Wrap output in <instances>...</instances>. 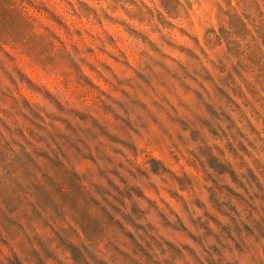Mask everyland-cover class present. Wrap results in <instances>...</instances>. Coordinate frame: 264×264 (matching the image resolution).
<instances>
[{
	"label": "rangeland",
	"instance_id": "1",
	"mask_svg": "<svg viewBox=\"0 0 264 264\" xmlns=\"http://www.w3.org/2000/svg\"><path fill=\"white\" fill-rule=\"evenodd\" d=\"M33 2L34 0H0V38L12 40L13 37L22 35L24 37L23 41L19 43L14 40L13 43L0 41V166H4L12 172L11 176L0 173V225L20 234L17 242L26 244L29 253L31 250L36 251V245L39 246L42 256L34 257V264H38V259H44L45 264H58L54 257L48 255L49 245L54 242L49 236L55 238V233L47 224L55 223L57 227L63 225L65 229L68 228V224L64 220L52 221L55 218L62 219L57 212L62 197H67L68 201L75 200L80 210L76 215L80 216V223L90 238L95 239L102 234L101 224L108 217L102 206L95 203L88 205L85 202L93 199L87 191L93 188L92 182L77 179L62 165H52V169L46 168L45 179L38 177L39 165L32 159V155L28 151H32L43 164L45 161L41 153L46 154V150H50L51 146L56 148L57 141L60 144L65 143L64 137H60L58 134L60 129L68 131V126L71 128L70 123L68 126L64 123L65 120L71 121L77 129L93 127V121H83L79 117H73L67 111H62L47 98L45 92H51L65 105V108L77 107L82 111H90L100 124H108L109 127L115 123V117L107 111L106 102L111 103L109 97H112L127 103L128 98L124 95L127 92L130 97L147 104L150 109L154 107L153 100L163 103L161 97L166 95L172 105L179 108L180 114L186 116L191 122L195 120V116L180 106V98H183L193 106L199 116L212 120L213 125L222 124L230 135L234 136L237 129L231 126V122L226 117L219 122L214 120L206 105L199 101L196 92L184 87L181 82L175 79L173 73H178L183 78V83L190 85L191 89L203 91L200 89V85L187 77L183 69L176 63L179 60L187 64L189 68L192 67L195 62L189 60L186 52H182L179 48L163 47V52L172 57V59L165 60V63L173 69V73H168L161 68H158L157 71L165 73L164 79L178 93V96L172 95L155 78L151 85H148L137 76L136 70L145 71L146 57H144L143 51L146 46L151 48V45H145L141 39L133 38L126 25L114 23L108 18H105L101 23L96 18L97 13L78 11L77 9L81 8L79 3L56 6L57 13L63 17L64 21L63 24H59L38 12L33 6ZM32 17L39 18L45 26L51 28V34L45 33L42 28L36 29L47 39L35 42L29 40L26 34V25L32 22ZM136 26L142 31L146 28L144 24ZM174 36L179 43H184L179 33H175ZM152 39L155 41L156 36L153 35ZM197 47L199 50V46ZM227 47V40L223 41V47L217 41L214 44L215 51L209 47V56L214 59L211 61L206 59V63L212 69L214 80L208 81L203 76L200 77L201 82L208 89L205 98L209 103L215 104L218 110L220 105L227 101V97L221 89L231 91L228 85L223 82L227 72L225 65L221 63ZM152 54L158 55L154 49ZM201 55L203 56V53ZM66 56L85 62L82 64L83 73L95 87L88 85L83 80L77 82L75 69L70 66L68 60L64 59ZM160 58L163 59V57ZM145 74L147 75V72ZM66 80L70 82L67 86L64 83ZM121 80H132L133 83H139L143 85V91L128 83H121ZM232 95L238 101L240 100L234 92ZM197 103H199L198 108L195 107ZM166 107L169 106L166 105ZM169 110L171 111V107ZM173 114L175 115V113ZM55 116L63 117V119H56ZM169 127L173 129L174 135L176 131L182 130V125L179 124H169ZM194 127L201 128L203 135L207 137L209 147L202 148L199 156L193 155L191 151L196 148V145L189 142L186 146L177 140L179 149L172 150L175 155L168 149H165L162 154L155 146L138 141L139 151L136 156L129 153L127 159L122 156L115 157L118 162L123 161L126 168L131 170L121 169L129 184L139 185L143 188L144 198L140 199L139 203L142 208L149 209V211L146 213V219L141 223L148 224L150 222L159 227L161 220L167 222V218L173 224L183 228L184 224L181 223V220L184 223H189L195 216L203 215L206 223L197 226L189 225L192 232H198L200 229L208 231L207 224L210 223L217 232L222 233L221 222L230 220V217H226L225 212L212 198L213 193L221 200L231 197L233 203L241 211L249 209V202L261 205L258 212L249 210L257 218L264 215V200L261 199L264 197V189L254 187L251 195L245 193L248 197V200L245 201L229 192L227 187H238V182L230 172L225 171L223 164L238 172L242 171L243 160L241 157L247 159V153L240 149L235 140L232 141L233 147H229L225 131H221L219 127H217L218 135L201 121H197ZM152 128L157 130L156 125H152ZM72 130L75 132V129ZM94 131L99 137V140L94 143H102L106 146L105 151L109 155H113L112 147H123L102 135L98 128H94ZM190 134L191 130L185 133L186 136ZM92 135L96 138L95 133ZM115 139L118 140V138ZM25 145L28 147V151ZM145 149L151 153V156L145 154ZM234 149L238 150L239 154ZM124 151L128 150L124 149ZM9 153L14 157L10 165L7 164ZM152 157L163 160L169 169L163 182L158 176L151 173L149 161ZM117 166V164L104 160H100L97 164L93 160L82 159L78 168L83 173L88 168L96 171L98 168L107 170ZM153 167H156L155 161H153ZM253 168L256 175L264 181V169L256 168L255 165ZM132 172H135L139 179L133 178ZM142 172L149 173L152 176L151 181L141 176ZM101 175L105 176L95 177V182L106 185L109 183L112 191L102 185L96 186V191L100 195L97 199L103 201V198L106 200L110 196L109 199L113 202H117L116 199H123L129 205L132 204L135 194H133V198L128 195L131 191L130 186L125 185L110 172L108 176L103 172ZM109 179L115 180L118 186ZM121 179L123 178L121 177ZM153 183L157 187H153ZM238 191H243V189L238 188ZM93 194H95L94 191ZM253 196H255L254 200ZM198 201L202 203H197ZM85 209L87 212H84ZM186 209L193 210L191 217L187 214ZM65 211L70 212L71 210L65 208ZM109 211L112 209L109 208ZM88 213L92 216L90 217ZM245 214L247 215V213ZM120 219L134 227L132 221L126 216H117V220ZM14 220H23L29 227L34 224L37 231L44 235L33 233L32 237H28L19 223H13ZM111 230H118L116 222H113ZM172 231V226H168L167 229L161 227V232ZM178 236L179 239L189 241L191 233L188 235L178 234ZM55 242L58 246L63 247L60 254L65 258L67 264V258L71 255V251L74 256L77 254L80 243L78 234L72 229L64 230L56 237ZM68 245H74V247L69 249ZM29 253H22V255ZM176 254L178 255V253ZM0 258L4 260V264H12L16 257L7 245H0ZM72 264L75 262L73 261ZM78 264H87V261L81 257Z\"/></svg>",
	"mask_w": 264,
	"mask_h": 264
},
{
	"label": "clouds",
	"instance_id": "2",
	"mask_svg": "<svg viewBox=\"0 0 264 264\" xmlns=\"http://www.w3.org/2000/svg\"><path fill=\"white\" fill-rule=\"evenodd\" d=\"M69 3L72 5L79 3L81 8L77 10H82L83 13L89 11L97 13L96 18L101 23L105 18H108L114 23L126 25L133 38L141 39L145 45H151V48L146 46L143 51V55L146 57L145 71L136 70L137 76L148 85H151L155 78L172 95L178 96V93L164 79L165 73L157 71L158 68H161L168 73H173V69L165 63V60L172 59V57L163 52V47L179 48L182 52H186L189 60L195 62L192 67L189 68L187 64L179 60L176 63L183 69L187 77L200 85V89L203 91L191 89L190 85L183 83V78L178 73H173L175 79L181 82L184 87L196 92L199 101L206 105L214 120L219 122L226 117L231 122V126L237 129V132L232 136L222 124L213 125L212 120L199 116L193 106L183 98H180V106L195 116V120L191 122L186 116L180 114L179 108L172 105L166 95L161 97L163 103L153 100L154 107L152 109L141 100L130 97L127 92L124 93L128 98L127 103L124 100L109 97L112 102H106L105 107L115 117V123L109 127L108 124H100L90 111H82L77 107L65 108V105L56 96L51 92H45L47 98L62 111H67L73 117H79L83 121H93V127L77 129L71 121L65 120L64 123L67 126L70 123L71 128L68 126V131L63 129L58 131L59 136L64 137L65 143L60 144L57 141L56 148L51 146L50 150H46V154L41 153L45 161L43 164L32 151H28V147L25 145L26 150L32 155V159L39 165L38 177L45 179L46 168L52 169V165H62L77 179L92 182L93 188L87 191L93 199L85 202L88 205L95 203L102 206L108 217L101 224L102 234L95 239L90 238L80 223V216L76 215L80 210L75 200L68 201L67 197H62L57 207L58 216L62 219L55 218L52 221L64 220L68 224V228L65 229L63 225L57 227L55 223L47 224L55 233V238L49 236L54 241L49 245V257H54L58 264H66L65 258L60 254L63 247L58 246L55 239L62 231L72 229L78 234L80 243L75 256L71 251V255L67 258V264H72L73 261L78 264L81 257L87 261V264H193V262L195 264H264V215L257 218L249 210L258 212L261 205L249 202V209L241 211L233 203L231 197L221 200L213 193L212 198L225 212L226 217H230V220L221 222L222 233L217 232L210 223L207 224L208 231L200 229L198 232H192L189 225L197 226L206 223L203 215L195 216L189 223H184L181 220V223L184 224L183 228L173 224L167 218V222L161 220L159 227L150 222L144 224L141 221L146 219L149 209L142 208L139 203V200L144 198L143 188L139 185L129 184L121 169L131 170L126 168L123 161L118 162L115 159L116 156L127 159L129 153L136 156L139 151L138 141L155 146L162 154L165 149L169 151L179 149L177 140L186 146L191 142L196 145V148L191 149L193 155L199 156L201 149L205 146L208 147L207 137L203 135L201 128L194 127L197 121H201L217 135L219 134L217 127L221 131H225L228 146L233 147L232 141L235 140L240 149L247 153V159L241 157L243 160L242 171L238 172L221 162L225 171L230 172L238 182V187L227 186L229 192L237 195L241 200L247 201L248 197L245 193L251 195L254 187L264 189V181L256 175L253 168L255 165L256 168L264 169V0H34L33 6L47 19L63 24V17L57 13L56 6ZM138 24H144L145 30L142 31L138 28L136 26ZM37 28L44 29L45 33H52L51 28L45 26L39 18L32 17V22L26 25V34L30 41L47 39L45 35L36 31ZM175 33L180 34L184 43L181 44L177 41ZM153 35L156 36L155 41L152 39ZM23 39L22 35L13 37L12 40L0 38V41L13 43L14 40L19 43ZM224 40H227L228 47L225 48V55L221 59L227 72L223 82L228 85L231 91L221 89L227 97V101L221 104L218 110L215 104L209 103L205 98L208 89L201 82L200 77L203 76L208 81L214 80L212 69L206 63V59L209 61L214 59L209 56V47L215 51L214 44L219 41L223 47ZM197 46H199V50ZM153 49L158 55L152 54ZM64 59L68 60L70 66L75 69L77 82L83 80L88 85L95 87L83 73L82 64L85 63L84 61H77L71 56H66ZM64 83L67 86L70 82L66 80ZM121 83H128L143 91V85L133 83L132 80H121ZM233 92L240 98L239 101L233 97ZM145 95H147L146 92ZM166 105L171 107V111ZM195 107L198 108L199 103ZM54 118L63 119L60 116ZM169 124L182 125V130L176 131L174 135ZM152 125H156L157 130H153ZM94 128H98L102 135L123 147H112L113 155H109L105 151L106 146L102 143H94L99 140ZM72 129H75V132ZM189 130H191V134L186 136L185 133H188ZM92 133L96 134V138ZM124 149L128 151L125 152ZM234 151L239 154L238 150L234 149ZM145 154L151 156V153H148L146 149ZM172 154L175 155V152L172 151ZM13 159L14 157L9 153L7 164L10 165ZM82 159L93 160L97 164L100 160H104L118 166L107 170L98 168L96 171L88 168L81 173L78 165ZM153 161H155L156 167H153ZM149 163L151 164V173L158 176L162 182L165 181L169 169L165 166L164 161L152 157ZM113 169L114 171H111ZM102 172L106 176L110 172L125 185L130 186L131 191L128 195L133 198V194H135L131 205L123 199H116L117 202H113L109 199L110 196L106 200L103 198V201L97 199L100 195L96 191V186L102 185L112 191L109 183L106 185L95 182V177L105 176L101 175ZM0 173L12 175L11 170L4 166H0ZM131 175L133 178L139 179L135 172H132ZM140 175L149 181L152 179V176L147 172H142ZM109 181L117 185L115 180L109 179ZM152 186L157 187L155 183ZM238 188H242L243 191H238ZM252 199L254 200L255 196ZM261 199L264 200V197ZM197 203L202 202L198 201ZM65 208L71 211L66 212ZM109 208L112 211H109ZM84 212L87 210L85 209ZM186 212L191 217L193 210L186 209ZM88 214L90 217L92 216L90 213ZM117 216H126L132 221L134 227L127 225L123 219L117 220ZM9 219L12 218L9 217ZM113 222H116L118 230H111ZM13 223H19L28 237H32L33 233L44 235L37 231L34 224L29 227L23 220H14ZM168 226L173 227L172 232H161V227L167 229ZM189 233H191L189 241L179 239L178 234L188 235ZM19 235L15 230L0 225V245H7L13 251L16 258L12 264H26V262L34 264V257L42 256L39 246L36 245V251L31 250L29 253L26 244L17 242ZM67 247L72 249L74 245ZM22 253L29 254L22 255ZM0 264H4L2 258H0ZM38 264H45L44 259H38Z\"/></svg>",
	"mask_w": 264,
	"mask_h": 264
}]
</instances>
